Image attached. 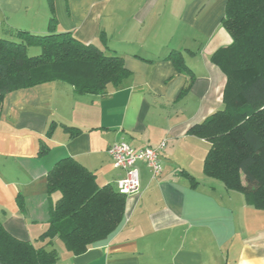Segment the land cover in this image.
<instances>
[{
  "label": "crops",
  "instance_id": "1",
  "mask_svg": "<svg viewBox=\"0 0 264 264\" xmlns=\"http://www.w3.org/2000/svg\"><path fill=\"white\" fill-rule=\"evenodd\" d=\"M226 3L0 0V38L12 40L15 30L46 35L52 10L56 33H70L83 45L115 54L130 73L120 88L108 87L103 96L76 95L61 82L5 96L0 223L8 234L37 249H54L56 264H264V210L204 176L209 144L187 131L222 108L226 78L210 58L232 42L221 27ZM172 51L194 75L185 94L187 76L167 59ZM50 123L57 127L47 138ZM62 126L81 133L70 138ZM41 141L48 152L38 157ZM162 141V173L151 179L138 164L140 194L126 198L124 219L105 241L73 256L58 238L39 239L60 197L47 195L46 174L54 163L71 158L94 174L96 185L115 190L122 173L113 168L109 146L124 142L134 149L155 148Z\"/></svg>",
  "mask_w": 264,
  "mask_h": 264
},
{
  "label": "trees",
  "instance_id": "2",
  "mask_svg": "<svg viewBox=\"0 0 264 264\" xmlns=\"http://www.w3.org/2000/svg\"><path fill=\"white\" fill-rule=\"evenodd\" d=\"M223 14L221 27L232 42L210 58L226 78L222 108L187 131L209 144L204 176L227 191L241 193L247 205L264 210V0H227ZM47 28L43 36L15 30L10 32L12 40L0 38V111L5 96L17 90L61 82L76 95L103 96L108 87L116 90L130 77L115 54L83 45L70 33H56L52 10ZM29 48H38L39 54L28 56ZM167 59L187 76L181 91L185 94L193 73L178 52L172 51ZM56 127L50 123L44 136L50 138ZM62 128L70 138L81 133L73 127ZM47 148L39 142L38 157L46 155ZM46 175L47 195L58 193L60 197L48 212L49 227L40 240L58 238L65 251L78 256L120 226L126 198L109 185H96L94 174L78 162L61 159ZM20 200L16 202L22 210ZM2 227L0 223V264H56L54 249L34 248Z\"/></svg>",
  "mask_w": 264,
  "mask_h": 264
},
{
  "label": "built area",
  "instance_id": "3",
  "mask_svg": "<svg viewBox=\"0 0 264 264\" xmlns=\"http://www.w3.org/2000/svg\"><path fill=\"white\" fill-rule=\"evenodd\" d=\"M165 148L162 141L155 148L134 149L124 142L109 146L107 153L112 160L113 168L122 173V177L115 182V190L123 197H133L140 194V173L138 164H144L151 179H156L162 173L161 153Z\"/></svg>",
  "mask_w": 264,
  "mask_h": 264
},
{
  "label": "rangeland",
  "instance_id": "4",
  "mask_svg": "<svg viewBox=\"0 0 264 264\" xmlns=\"http://www.w3.org/2000/svg\"><path fill=\"white\" fill-rule=\"evenodd\" d=\"M39 54V49L38 48H29L27 50V55L30 57L37 56Z\"/></svg>",
  "mask_w": 264,
  "mask_h": 264
}]
</instances>
